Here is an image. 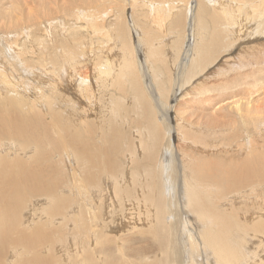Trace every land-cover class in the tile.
I'll return each instance as SVG.
<instances>
[{
	"label": "bare ground",
	"instance_id": "bare-ground-1",
	"mask_svg": "<svg viewBox=\"0 0 264 264\" xmlns=\"http://www.w3.org/2000/svg\"><path fill=\"white\" fill-rule=\"evenodd\" d=\"M246 42L264 46V0H0V264H264L263 209L238 190L264 185V155L220 176L170 123L169 99ZM258 72L230 104L259 127Z\"/></svg>",
	"mask_w": 264,
	"mask_h": 264
},
{
	"label": "rangeland",
	"instance_id": "rangeland-1",
	"mask_svg": "<svg viewBox=\"0 0 264 264\" xmlns=\"http://www.w3.org/2000/svg\"><path fill=\"white\" fill-rule=\"evenodd\" d=\"M74 5H76V3ZM80 6H86V5L80 4ZM40 9L43 10L42 8H40ZM126 11H127V14L126 15L128 16L130 14L131 9L129 8ZM40 12H42V11H40ZM56 14H58L60 17L63 16L61 13H55V15ZM43 15H46L47 17L44 16V18L46 17L44 19L43 18ZM49 16H50V9L43 10V12L40 13V15H39V19L38 20H41L40 19L41 17L43 18L42 21L38 23L39 26H40V28L43 31H44V29L49 28L50 22L47 19H50L51 17H53V16H51L49 18ZM63 21L64 20H62V22ZM79 23H80L79 21H77V22H71V24L74 27H78L77 25H79ZM45 26H48V27L45 28ZM128 33H130V32H128ZM131 33L133 34L132 31H131ZM131 33H130V35H131ZM88 38L87 39L90 40V41H98V42H94V43L91 42L92 43V46H95L96 45V49H102V48H98L97 47L100 44L99 43V38L101 40V37L100 36L95 37L94 39H96V40H94V39L92 40V38L90 39V37H88ZM53 40H55V39L53 38ZM171 41L172 40H170L169 43L167 42L169 45L166 43V46L168 45L169 48L168 49L165 48L164 51L169 52L171 50L170 49L171 48V44H173V42H171ZM100 42H102V40ZM249 43L250 42H246L245 45L242 44V46L234 47L233 48L234 50L232 49L231 53L227 54L223 58V60H221L220 62L218 61L215 65L213 64L214 66L213 65L212 66H209L210 69L208 68V71L206 73H204L203 75H200L199 77L195 78L193 84L192 83L191 84H188L186 87L182 88L181 92H179L178 94L175 95L176 98L172 96L173 98L171 97L170 98L171 100L169 99V105H170L169 108H170V111H171L170 112V115H171V117L173 115L172 119L170 120V123L173 124L172 125L173 127L176 126L175 129L172 130V133H173L172 134L173 135V144L175 146L174 147L175 150H177L176 148H178V150L181 151L182 154L185 153L188 156L190 155L189 156L190 159L193 157V161H195L194 162L195 163L194 166H196V165L199 164L198 166H201V165L204 166L205 165V166H207V167L210 168L213 165L214 167L212 166L210 170H212L214 172H216V170H217L218 171L217 172L218 175L223 176L225 174L229 178L230 177L231 178L233 177L230 173H233V172L234 173L235 172L238 173V171H239L238 174L242 173L243 166L246 165L245 164L246 161L247 160L249 161L248 158H250V156H252V154L255 153L256 154V157L259 156V153L258 152H260V155L261 156L264 155V148H263L264 144L261 145L262 143H264V140H263L264 139V130H263L264 129V118L263 119L261 118L262 120L261 119H258L259 124H261L258 127V125L255 124V122H256L257 119L253 120V117H251V118L249 117L248 118V116H245V118H243V116L239 114L240 112H237V110H236L235 107L233 108V106L235 104L233 106H231V104H232L233 101H235L239 97L246 96V93L248 91H250V90H253V91L257 90L251 84V81H254V77H252V79H251L250 76L258 75L259 74L258 69L259 68H264V64L260 62L264 58V46H259L256 43H252V44L249 45L251 48L250 49H246L245 47H247V45ZM239 50H240L241 53L238 52ZM246 50H247V53L245 52ZM237 53H239L240 55L237 54ZM250 55H255L254 56V59H253V62H251L248 59ZM235 59L237 61L240 60L238 62V64H236L237 62H236ZM61 61L64 62V60L62 58H61ZM227 62H228V64L227 65H224V63H227ZM240 62H242V63H240ZM243 62L245 64H243ZM218 63H222L223 65H221V67L222 68H226L227 67L228 70L226 68V72H224V71H223V73L221 71H218L217 72V69L219 67V64ZM216 66H217V68H216ZM236 66H239V67H236ZM221 70H223V69H221ZM214 71H216V73ZM210 73H213V74L210 75ZM70 75H71V73H70ZM66 77H67V80H69V77L68 76H66ZM127 87H128V85H127ZM208 90H209V92H208ZM104 91L111 92V91H109L107 89H104ZM206 91H207V93H205ZM233 93H239V95L237 97H231V95ZM256 94H257V92L254 93V95H256ZM114 95H116V94H114ZM116 97H117V95H116ZM116 97H114V99H116ZM222 97H225V99H222ZM263 99H264V97H263ZM125 103H127V102H125ZM233 112L236 113L237 116L234 115ZM177 114H178V116H177ZM238 115L242 118V120H241V118H239ZM234 117L237 118L236 122H235V120L232 122V120H233ZM181 119H182L183 122L182 121H179ZM208 119L210 120V122H209ZM188 120H190V122ZM211 120H214V124L213 125H215L217 123L216 124L217 126H213ZM249 121H251V123ZM128 122H130V117L126 121V124ZM192 122H194V123L192 124ZM201 122L203 124L205 123L204 126L206 128L209 129V127H211L210 130L207 131L205 128H203V125H202ZM207 122H209L210 125H212V126H209L208 127L207 125H209V124ZM180 123H184L183 126H180ZM195 123L198 124L197 126H195L196 127V130H197V127H198V131H194L195 130V127H194ZM199 123H201V127H200V124ZM234 123H236L237 125H235ZM186 124H187V126H186ZM226 124L229 125L228 126L229 128L227 126H225ZM232 124H234V126ZM119 125H122V124H119ZM221 126L222 127H225L224 130H226V129L227 130L224 131L223 129H221L222 128ZM232 126L234 127L233 128V131H231ZM235 126H237V127L235 128ZM178 127H180V128H178ZM190 127H192V128H190ZM257 127H258V129H257ZM183 128H185V129H183ZM199 128H201V129H199ZM214 128H216L217 133H215L216 131H215ZM245 128L247 130H245ZM254 129H255V131L253 132ZM261 129H262V131H261ZM183 130H184V133H183ZM189 131L192 134L191 133H188ZM210 131H212V132H210ZM213 131H215V132H213ZM246 132L249 133V135ZM179 133H180V136H179ZM253 133L254 134L256 133V134L254 135ZM181 134H182V138H180L181 137ZM185 134H186L187 139L185 137ZM246 135H247V137H246ZM188 136H190V137H188ZM179 138H180V140H179ZM191 138H193V139H191ZM259 140H260V142H259ZM183 141H184V144H183ZM243 141H245L247 143H245ZM177 143L180 144V145H178ZM180 146H181V149L179 148ZM247 146H248V148H247ZM255 146H257V147H255ZM205 148H207V149H205ZM208 148H210V149H208ZM211 148L213 149L212 150L213 152L210 151ZM249 151H250V155L248 153ZM252 151H253V153H251ZM193 152L195 153V155L193 154ZM209 152H211V153H209ZM221 152H224V154L221 153ZM243 153H244V155H243ZM246 155H247V157H246ZM256 157H255V159H256ZM207 159H208V161H207ZM257 159H260V160L262 159V161H263L264 160V157L263 158L262 157L261 158L258 157ZM210 160H211V162H210ZM196 161H198L197 162L198 164L196 163ZM201 163H203L204 165L201 164ZM223 164H225L226 166H229V168H226V167L225 168H222L223 170L224 169H226V170L228 169L227 170L228 172L226 171L227 173H225V171L223 172L221 170V168H220V166L224 167ZM241 165H243V166H241ZM217 167H218V169H217ZM234 173H233V175L235 176ZM229 174H230V176H229ZM242 186H245V185L242 184L241 187ZM243 189L244 190H247L246 191V194L248 193L247 195L245 194V198L247 199V200L245 199L246 201L250 200V201H248L250 203H251L252 200H253L252 202L257 201L256 202L257 204L256 203H251V205L252 204L253 205H255V204L257 205V208L258 209L255 208L256 210L253 209L254 207H256V205L254 207L253 206H249L250 203L247 202V204H249V205L246 204L247 205L246 206L245 203L241 202V203H243V205H245L248 208V209L245 208V210H247V213L249 211V213L247 214L249 220L253 221V219H251L250 217L255 216V214L251 211V209H253L254 212H256V211H259L260 212L259 208L261 207L260 209H263V210H261L260 214H263L264 215V197H262V196L260 197V195H264V192H262V191H264V185H261V186L256 187V190L254 191L255 193H253V190L250 187H243L242 189L239 188L238 190H243ZM232 191H234V188H232ZM251 194H252V198L253 199L251 198ZM254 194H255V196H254ZM238 201L240 202L241 201V198L238 199L236 202L239 203ZM241 203H239L240 206L237 204V206L240 207V208L243 206ZM259 203H262V205L259 204ZM258 205H259V207H258ZM250 207H252V208L249 210ZM115 214L117 216H121L122 215V210L119 209V213L117 212ZM257 214H259V213L257 212ZM111 218H109V219H111Z\"/></svg>",
	"mask_w": 264,
	"mask_h": 264
}]
</instances>
